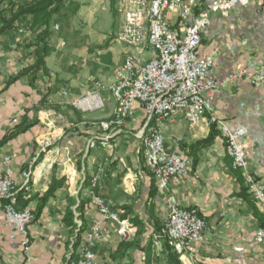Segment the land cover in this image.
Returning a JSON list of instances; mask_svg holds the SVG:
<instances>
[{"label":"crops","instance_id":"0c3cea01","mask_svg":"<svg viewBox=\"0 0 264 264\" xmlns=\"http://www.w3.org/2000/svg\"><path fill=\"white\" fill-rule=\"evenodd\" d=\"M26 1H0V173L6 171L5 158L14 154L10 166L13 180L21 189V173L38 156L41 143L49 142L50 147L35 166L31 192L19 193L23 197L18 208H30L35 216L29 227V255L24 256L19 238L11 239V230L0 214V264L76 262L80 246L74 248L76 231L65 223V217L68 210L74 212L75 223L85 227L82 239L97 217L89 183L99 166L104 172L96 194L138 227L130 243L138 241L140 245L136 251H119L122 239L118 226L110 224L109 234L95 249L99 264H155L158 251L153 234L156 226H163L170 210L169 199L180 208L197 210L209 227L204 242L197 246V255L181 259L183 264H264V243L255 237L264 226V214L244 190L241 173L232 169L225 140L219 134L211 145L195 147L209 137L211 117L228 121L247 145L252 172L264 180V88L247 82L223 87L211 94L206 115L198 126L191 128L183 113L164 125L166 149L186 154L196 163L187 176L162 192L146 166L139 138L145 124L141 110L123 130L105 132L99 124L116 110L108 90L100 92L104 109L97 115L84 114L72 105L91 92L94 83L109 86L114 82L126 52L116 39L118 35L108 42L101 32L96 43H80L78 38L75 44L62 30L69 17L66 4L52 24V29L55 24L60 29L52 30L46 59L49 74L39 73L33 81V74L22 75L36 63L34 43L38 33L32 28L33 18L22 16L11 24L12 14ZM115 1L120 32L122 17ZM211 1L196 0L194 14ZM93 7L103 17L96 3ZM102 9L111 15L106 7ZM93 16L95 25L98 16ZM169 17L175 25L177 14ZM97 32L95 28L85 29L79 35L93 40ZM200 49L211 58L209 76L217 81L226 80L240 65L255 71L264 59V11L251 3L228 15H213L210 27L201 34ZM94 140L97 145L90 148ZM102 142L115 148L110 150ZM53 182L55 194L39 210ZM80 204L83 209L78 212Z\"/></svg>","mask_w":264,"mask_h":264},{"label":"built area","instance_id":"2783aa9c","mask_svg":"<svg viewBox=\"0 0 264 264\" xmlns=\"http://www.w3.org/2000/svg\"><path fill=\"white\" fill-rule=\"evenodd\" d=\"M251 3L264 11V0H212L195 14L196 0H118L117 11L122 17L118 40L126 49L124 62L117 68L112 84L94 83L93 90L73 106L84 114L101 111L104 102L100 92L108 90L115 99L116 110L111 118L99 124L105 132L123 130L141 110L145 124L139 138L143 142L145 162L162 192H167L172 182L187 176L191 166L187 155L166 149L164 125L183 113L191 128L198 126L206 115L211 94L223 87L247 82L264 88V59L255 71L240 65L226 80L217 81L209 76L211 58L203 55L200 49L201 34L210 27L213 15H228L237 7ZM172 13L177 14L175 25L169 17ZM2 27L0 18V32ZM59 29L55 24L52 30ZM209 125L215 126L225 140L233 170L241 173L249 194L264 214V180L251 170L247 145L228 121L211 117ZM102 144L110 150L115 148L105 142ZM96 145L97 140H94L90 148ZM49 147V142L43 141L38 156L22 171L21 189L13 180L10 166L14 154L5 158L6 171L0 173V214L11 230V239L19 238L27 257L32 247L29 227L35 216L30 208H18V196L20 191L31 192L33 171L39 157L46 155ZM103 172V167L99 166L89 183V195L97 217L81 239L80 257L73 264H99L95 249L109 234L110 224L118 226V234L125 242L135 239L138 232L135 224L122 218L121 212L96 194ZM169 205L161 235L155 238V247L161 252V239H166L180 259L195 257L197 246L204 242L209 232L207 222L195 209L180 208L171 199ZM255 237L264 243V226L256 231Z\"/></svg>","mask_w":264,"mask_h":264},{"label":"trees","instance_id":"16d2710c","mask_svg":"<svg viewBox=\"0 0 264 264\" xmlns=\"http://www.w3.org/2000/svg\"><path fill=\"white\" fill-rule=\"evenodd\" d=\"M111 4L114 8L116 1L111 0ZM65 7V0H27L22 6H19L16 12L11 16V24L22 16H31L33 18L32 28L38 33L34 43L36 63L32 67L26 69L22 74H33V81L39 77V73L43 76L49 74L46 69V59L49 53L50 41L53 36L52 24L54 22V17L61 15L65 10ZM218 136L219 132L217 128L213 126L211 128L209 137L206 140L197 142L195 147L201 148L203 146H209ZM55 189L56 182H53L49 191L45 195L43 202H41V205L38 208L39 210L44 205V201H47L49 198L54 196ZM22 197L23 196L19 194V202L21 201ZM82 209L83 204H80L78 207V212H80ZM65 223L73 231H76L74 248L77 249L81 244V235L85 231V227L84 225L78 226V224L75 223V214L71 209L67 211ZM161 230L162 226H156L153 236H160ZM161 246V252L158 253L155 264H183L180 256L169 246V243L166 239H161ZM122 249L136 251L140 249V245L138 241H135L134 243L124 242L121 244L119 251Z\"/></svg>","mask_w":264,"mask_h":264},{"label":"rangeland","instance_id":"374dc122","mask_svg":"<svg viewBox=\"0 0 264 264\" xmlns=\"http://www.w3.org/2000/svg\"><path fill=\"white\" fill-rule=\"evenodd\" d=\"M65 3L67 4L68 8H70V9L68 12L69 17L66 19V23L64 24V26H62V30L64 29L65 34H67L68 37H70L73 41L80 38L82 41L80 43H86V42H90V41L96 43L98 41V39L102 37V35H103L102 33H104V35L107 37L106 39L109 40L108 42H110V40H112V38H114L118 35L119 23H118V20L115 19L117 12H116V9H114L112 7V4L109 1L99 0V2H93L92 0H81L80 3H74L71 0H65ZM95 3L99 7L101 14H103L104 19H103L102 15H100V17L98 16L99 12H97L96 10L94 11L93 5H95ZM103 7H106L107 10L111 12V15L109 14V12H107V13L104 12L102 9ZM92 16L95 17V19L98 16V18L96 19L97 22L95 25H93L95 21L92 20ZM92 28H95V30L98 31L97 32L98 36L96 39L93 38V40H92L91 38L89 39V37L85 38V35L84 36L79 35V33L84 31L85 29L92 30ZM77 33H78V35H77ZM83 38H84V40H83ZM116 39L119 42L118 37ZM74 42L76 44V41H74ZM80 46H82V45L80 44ZM81 98H78L77 100H80ZM77 100H75V101H77ZM73 103H72V105H73ZM98 113H100V112L97 111V112H93L92 114H90V113H87V114L97 115ZM208 125H209V121H208ZM209 127L212 128L213 126L209 125ZM188 157L191 160V166H190V170H189V172H190L192 170V168L195 166L196 162H195V160L191 159L190 156H188ZM231 167H232V165H231ZM243 186H244V190L249 194L248 189H247L244 181H243ZM136 236H137V234H136ZM133 240H131V241H133ZM131 241H129V242H131ZM124 242L125 241L122 240V243H124Z\"/></svg>","mask_w":264,"mask_h":264}]
</instances>
